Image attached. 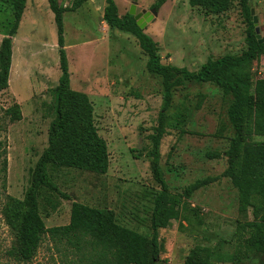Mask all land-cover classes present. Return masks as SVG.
Masks as SVG:
<instances>
[{"label":"rangeland","instance_id":"obj_1","mask_svg":"<svg viewBox=\"0 0 264 264\" xmlns=\"http://www.w3.org/2000/svg\"><path fill=\"white\" fill-rule=\"evenodd\" d=\"M57 1L66 9L78 3L63 14L70 87L88 96L109 164L105 174L50 166L52 180L67 197L42 190L39 213L49 229L68 224L72 202L111 209L119 224L150 238L153 199L160 187L151 170L149 136L162 104L161 78L146 70L147 57L135 37L110 28L103 20L106 0ZM113 1L119 16L132 6L133 16L141 14L143 30L157 43L163 64L197 71L208 58L240 55L247 49L250 24L240 0H229L220 13L191 6L188 0H166L156 15L151 9L157 0ZM247 4L264 38V0ZM11 20L10 0H0V40ZM241 71L252 80L264 79V54ZM60 74L56 26L48 1L26 0L12 37L8 87L0 91V140L7 147L5 190L16 199H23L35 163L47 147ZM231 101V95H223L208 82L186 81L172 90L159 163L179 215L158 230V264H182L193 248H198L203 264H264L261 255L246 257L238 241L240 235L250 234L246 223L258 220L261 211L248 207L240 213L237 190L223 174L225 153L234 136L227 116ZM14 105H18L19 119H15ZM244 134L243 144L264 141V136L253 134L252 119ZM212 152L219 157L206 155ZM207 176L216 180L189 197L183 195L188 184ZM251 202L256 204L257 199ZM13 239L0 214V264H16L4 255ZM84 241L77 246L46 232L28 264H101L104 253L114 262L115 247L104 246L90 235Z\"/></svg>","mask_w":264,"mask_h":264},{"label":"trees","instance_id":"obj_2","mask_svg":"<svg viewBox=\"0 0 264 264\" xmlns=\"http://www.w3.org/2000/svg\"><path fill=\"white\" fill-rule=\"evenodd\" d=\"M54 15L57 33L60 77L55 89V116L48 127L47 147L35 163L30 184L22 200L6 194L5 174L7 170L6 141L0 140V214L4 224L11 230L14 239L4 255L16 264L32 261L43 234L48 232L52 238L66 239L77 246L84 245V237L92 236L104 246L115 247L113 261L102 254L101 264H158L160 242L158 230L165 228L172 219H177L179 209L176 201L168 192L167 183L160 168V140L165 134L166 112L172 100V90L186 81L208 82L221 89L223 95H231L232 101L227 108L228 120L234 130L226 150L227 168L224 176L237 190L238 210L246 213L248 207L261 211L258 218L247 222L250 234L240 235L238 241L246 257L261 255L264 258V141L243 144L245 127L252 119L253 134L264 136V79L252 80L242 67L264 54V42L259 43L250 21L248 0H240L243 12L249 20L246 37L247 49L240 55H223L216 59L208 58L197 71L185 67L163 64L158 54L157 43L141 29L129 12L117 14L113 0H106L103 20L110 28L133 35L140 50L146 55V70L161 78L163 88L162 104L157 116V125L149 136L151 148V170L153 178L160 187L154 196L150 225L152 234L148 238L116 220L111 209L91 207L72 202L69 222L66 225L47 229L39 213L38 198L42 190L67 197L61 193L49 174L50 166L69 167L96 174H105L109 159L105 140L98 134L94 124L93 106L88 96L70 87L68 60L64 48L63 14L66 9L57 0H47ZM166 0H157L153 7L157 10ZM196 6L213 13L228 8L229 0H188ZM26 0H10L12 20L0 40V91L8 87L12 57V37L16 34L23 14ZM7 110V109H6ZM15 119L20 118L18 105L13 108ZM210 158L219 157L218 152L206 153ZM216 180L207 176L188 184L183 195L189 197L194 191ZM255 197L257 203L251 199ZM242 231L243 225H238ZM253 255V256H254ZM182 264H203L198 248L187 254Z\"/></svg>","mask_w":264,"mask_h":264},{"label":"water","instance_id":"obj_3","mask_svg":"<svg viewBox=\"0 0 264 264\" xmlns=\"http://www.w3.org/2000/svg\"><path fill=\"white\" fill-rule=\"evenodd\" d=\"M134 12H135L134 6L130 7L129 13L132 15V14H134ZM151 13L153 15H156L157 14V10L155 8H152L151 9ZM134 18L136 20L137 25L141 29H143V27L145 25V21L142 20L141 14H139V13L135 14ZM250 18H251L252 23L254 25V34H255L256 39L258 40L259 43L264 42V38H260V36H259L258 27H257V19H256L255 16H253V10L252 9L250 10Z\"/></svg>","mask_w":264,"mask_h":264}]
</instances>
